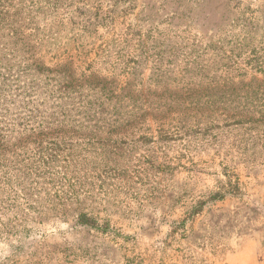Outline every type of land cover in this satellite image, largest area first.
<instances>
[{
  "label": "trees",
  "instance_id": "obj_1",
  "mask_svg": "<svg viewBox=\"0 0 264 264\" xmlns=\"http://www.w3.org/2000/svg\"><path fill=\"white\" fill-rule=\"evenodd\" d=\"M88 1L0 0V68L10 71L17 58L16 65L27 62L14 74L0 72L1 85L16 83L23 110L0 122V232L11 236L19 210L36 218L50 212L107 238L123 264H196L180 245L188 228L208 202L245 195L237 167L228 162L264 165V46L245 54L231 45L241 44L239 38L222 39L165 63L162 52L138 50L176 46L170 40L142 36L124 21L116 28L133 0ZM157 140L215 143L220 168L215 190L171 221L162 240L141 245L111 217L83 205L94 179L99 188L103 177L125 172L113 160L119 147ZM35 144L48 148L47 155L34 160ZM59 147L67 149L65 157L57 158ZM18 227L25 237L35 229Z\"/></svg>",
  "mask_w": 264,
  "mask_h": 264
},
{
  "label": "rangeland",
  "instance_id": "obj_2",
  "mask_svg": "<svg viewBox=\"0 0 264 264\" xmlns=\"http://www.w3.org/2000/svg\"><path fill=\"white\" fill-rule=\"evenodd\" d=\"M87 3L91 5L94 0ZM250 18L255 22L249 23ZM121 21L134 26L142 36L159 35L165 38V43L170 40L175 44L150 45L138 50L152 56L162 52L165 63L167 59L179 62L181 53L222 39L239 38L241 44L231 45L235 52L245 54L264 46V0H133L128 14L118 18V30ZM65 33L66 30L61 35ZM14 61L18 58L9 61L10 71L2 67L0 72L11 75L17 71L15 67L27 63L16 65ZM1 83L2 80L0 122L3 123L23 115V110L16 96V83L5 86ZM33 101L42 110L39 99L34 97ZM13 131L18 129L14 127ZM31 147L34 160L39 153L46 156L49 150L44 145ZM118 151L120 155L113 160L125 166V172L117 177H103L99 188L98 179H94L95 190L83 207L108 215L141 245L162 240L171 221L195 200L216 189L215 172L221 159L215 143L204 145L194 140L184 145L182 141L167 144L157 140L149 145L138 142L122 145ZM56 152L57 158L65 157L67 149L61 151L59 147ZM101 158L109 162L111 157ZM91 160L97 159L92 156ZM228 164L237 167L244 183V197L208 202L180 245L192 253L196 264H264V165L247 168L243 163ZM13 217L12 213L9 220ZM32 218H36L35 213L19 210L12 221L11 236L0 232V264H123L121 252L114 244L96 232L74 225L73 220L55 219L50 212L41 213L35 222ZM38 221L41 223L36 224ZM33 225L35 229L28 237L18 230V226Z\"/></svg>",
  "mask_w": 264,
  "mask_h": 264
}]
</instances>
